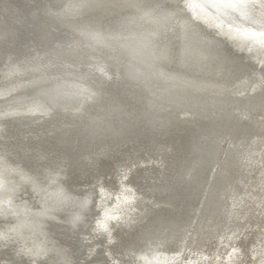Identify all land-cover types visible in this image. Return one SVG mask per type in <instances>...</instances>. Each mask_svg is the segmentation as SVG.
<instances>
[{
  "label": "bare ground",
  "instance_id": "6f19581e",
  "mask_svg": "<svg viewBox=\"0 0 264 264\" xmlns=\"http://www.w3.org/2000/svg\"><path fill=\"white\" fill-rule=\"evenodd\" d=\"M262 127L264 0H0V264H106L141 198L175 220L144 264H264ZM191 147L188 188L143 196Z\"/></svg>",
  "mask_w": 264,
  "mask_h": 264
},
{
  "label": "water",
  "instance_id": "95a60500",
  "mask_svg": "<svg viewBox=\"0 0 264 264\" xmlns=\"http://www.w3.org/2000/svg\"><path fill=\"white\" fill-rule=\"evenodd\" d=\"M257 129H259V128H257ZM262 129H264V128L262 127ZM260 132H261V130H260ZM192 147L194 148V145ZM192 147L189 150L184 151L183 153L180 152L176 158H175L176 155L175 156L172 155L176 151H171V156H173V157H171L169 154H166L167 157H166V155L161 154L162 157L161 156L160 157L155 156L156 158L155 157L152 158V160L156 159V163H155V161H148L147 160V165H142V167H140L138 169V170H141L140 173L143 174L142 176H144V177H139L138 179H136V181H134L136 187L140 188L141 191L143 192V196L144 195L145 196L152 195L151 192H153V195H155L156 198H158L160 196L162 198H164V196H163L164 194H171V195H176V196L178 194L181 195V193H182L181 191H183V190L185 191V188H188V184H186L187 179L182 180L181 178L177 177V174L181 173V172L185 173L187 171V169L189 170L188 166L190 167L193 164L197 163L198 160H201V158H200L201 156L199 155V151L197 150V148L193 149ZM208 149L205 150L202 154L203 155L202 158H203V161L205 162L206 166H204V164H203L202 168L197 167L196 176L199 178V181L201 180V182L205 181V178L207 177L208 173L211 171V164L213 162V160H211V159H206L210 154V152H208ZM149 156H151V155H149ZM163 157H164V159H169L168 165H166L164 163H159V161L161 160V158L163 159ZM173 158H175V159H173ZM174 160L177 161L176 164H173ZM183 160L186 161V162H184L185 165H183L182 167L179 168L180 163ZM162 168H164L165 170H162ZM203 169H204V171H202ZM204 172H205V174H204ZM161 173H163V174H161ZM183 177H184V175H183ZM194 182L198 183V179L196 181L193 178V181L191 182V184H193ZM164 188L167 190V192L161 191ZM160 192H161V194H160ZM133 201H131V203ZM124 204L129 205L127 203H123L122 201H119V203L116 205L117 208H115L113 210L115 215H117V216L121 215V217L124 220V224H122L121 222L120 223L116 222L117 218H119L117 216L110 218L109 221H107V220L103 221V223H108L105 226L108 227L110 225V227L113 231L116 228V226L125 225V229H119L118 228L116 230L115 234L112 235L113 237H115V239L113 240L114 242L111 243L112 246H110V248L112 249V247L115 246V248H117V252H114V257L112 256L113 257L112 261L107 260L106 264H144L141 257L140 258L138 257L139 259L136 258V254L138 252L137 248H139L141 246L143 234L146 233L149 235V232H152V231L154 233L153 229L160 230V229H157L155 227H157L159 225L163 226L166 223L167 224L173 223L175 220L172 219L174 217L167 216L170 213V211L166 212L167 210H165L164 205H162V206L156 205L155 206V205L151 204V201L146 200L144 198H141L139 200H135L134 203H132V205H129V206H125ZM131 206H133V207H131ZM152 206L157 207V210H155V212H150V216H149V215H147V212L150 209L153 210ZM163 212L165 214H163ZM126 215H127V217H126ZM137 216H139V217H137ZM144 216H146L145 221H147V222L149 221V223L146 222L147 223V224L145 223L146 225L141 224L140 227H137L139 230V231L137 230L138 232L127 230V228H129V227L127 226L126 222H129L130 224H132L134 222L139 221L138 225H136V226H139L141 221H142V218H144ZM136 218L138 219L137 221L135 220ZM166 218H168V219L170 218V219L166 220ZM108 219H109V217H108ZM112 219H114V220H112ZM176 219L180 221L179 222L180 225L184 224L186 221H189V220H187L186 217L183 220H180L179 218H176ZM121 226H119V227H121ZM106 240L107 239L99 240L101 242H98V243H99V245H102V246H101L100 250L97 249L98 254H100L101 252L103 253L104 251L107 250L106 248L108 246L105 243ZM168 243L170 244L169 239H168ZM175 247H177V244L173 243L172 245L170 244V246L168 248L172 249ZM128 249H130L131 251L129 252ZM127 251H128V253H127ZM83 254H84L83 258H86L87 256L85 255V253H83Z\"/></svg>",
  "mask_w": 264,
  "mask_h": 264
}]
</instances>
